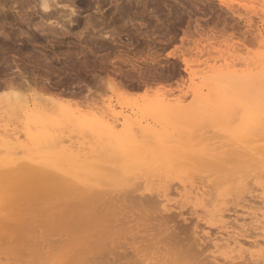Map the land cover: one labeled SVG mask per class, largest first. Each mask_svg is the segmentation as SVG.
Listing matches in <instances>:
<instances>
[{"label": "rangeland", "instance_id": "374dc122", "mask_svg": "<svg viewBox=\"0 0 264 264\" xmlns=\"http://www.w3.org/2000/svg\"><path fill=\"white\" fill-rule=\"evenodd\" d=\"M37 1L0 0V121L8 119L21 130L9 145L0 143V165H51L61 160L58 149L27 143L24 131L30 112L55 123L64 110L71 114L72 126L83 118L104 119L115 113L120 121V113L130 114L139 132L138 124L152 118L144 112L133 115L141 107L137 105L165 92L172 98L182 94L189 70H200L231 52L241 72L245 56L258 49L252 46V31L264 19V0H48L51 7L45 12L51 19L46 21ZM39 16L46 24L39 23ZM239 106L234 126L240 121ZM71 125L64 135L71 133ZM190 127V138L181 134L182 140L191 141L189 153L180 151L167 161L158 157L167 162L163 165L151 161L137 167L138 175H148L137 179H148L138 191L126 185L102 186L91 193L50 189L23 197L15 214L0 226V264H224L219 252L204 248L210 245L208 236L216 234L208 215L188 206L163 210L160 202H149L153 197L143 202L144 188H165L170 180L179 184L171 183L170 188L181 192V180L204 184L209 203L225 210L238 208L250 191L259 193L256 177L264 169L240 162L239 142L217 137L209 123ZM87 136L71 138L88 147L93 139ZM171 142L158 145L166 151L174 146ZM173 198L182 202L180 194Z\"/></svg>", "mask_w": 264, "mask_h": 264}, {"label": "bare ground", "instance_id": "6f19581e", "mask_svg": "<svg viewBox=\"0 0 264 264\" xmlns=\"http://www.w3.org/2000/svg\"><path fill=\"white\" fill-rule=\"evenodd\" d=\"M35 4L40 7L42 13H45L46 21L50 20L51 14L45 12L50 6L48 0H38ZM261 14H263L262 11ZM40 18L41 21L39 23L44 20L42 17ZM261 22L262 26H257L252 31L254 34L252 46L255 44L258 49L252 54L245 56V65H243L245 68L241 72L235 68V57H233L234 54H231V52L228 56L220 54L222 56L220 59L215 58L217 61L214 60L213 64H208L200 70H189L187 80L189 83H187L188 85L182 94L172 98L167 96L169 95L167 92H165L167 95L165 93L161 95L160 92L161 96L149 100L145 99L141 104L137 105L141 107L137 108L136 112H132L133 115L137 112H144L152 118V122H147L145 125L138 124L139 129H137L139 132L134 130L136 120L131 119L130 114L120 113V121L115 113L109 115L108 118L103 117L104 119L83 118L81 124L76 125L77 121L72 126L70 123L72 122L71 114L64 110L60 113L61 119L56 120L55 123H51L35 113H28L26 115L28 118L26 121L27 130L24 131L27 143H32L38 148L58 149L55 153L58 159L61 160L52 161L51 165L29 163L28 161V163L26 161L25 163L17 162L19 164H14L12 167L11 165H0V226L5 218L15 214V210L21 205L19 200L31 193H41L50 189L54 190V192L83 191L91 193L98 191L102 186L124 185L131 186V190L134 192L142 189V183L148 179L143 182H138L139 180L137 179L148 175L146 173L143 176L138 175V172L135 171L137 167L145 163L151 164V161L163 165L167 163L162 162L164 158L169 159L172 155H178L180 151L181 154L182 151L188 152L191 148L187 146L191 141L182 140L181 134L185 133L190 138L192 134L190 125L199 122L209 123L213 127L212 129L217 131V137L239 142L238 144H240L241 148L239 149L240 154L237 156L245 167L255 165L260 170L264 169V19H261ZM42 23L45 22L43 21ZM246 26L251 28L253 25L248 22ZM186 96H190L189 101L186 100L187 98L185 99ZM7 104L9 105V103ZM238 104L242 107V113L239 123L234 126L233 119L235 117L238 118V116H235V112H237L235 109ZM110 105L107 106L111 110ZM15 110L16 108L13 111ZM9 111L7 108L6 112L8 113ZM12 122L16 121L12 119ZM70 125L73 130H71ZM135 126L137 125L135 124ZM18 128L8 123V119L7 123L0 121V143L9 145L10 140L21 133L20 128ZM67 128H71L68 132H75L73 134L77 137L81 136L82 139L85 134L88 136L90 134L93 144L85 147L83 141H73V134H63V132H67ZM88 138L90 139V137ZM157 138L165 143L168 142V144L174 140L175 144L171 149L162 151V147L158 145L161 140ZM199 141L204 142L201 138H199ZM199 141L197 143H200ZM64 142L69 143L64 144ZM164 142L161 143L164 144ZM234 143L232 145L236 144ZM23 146L30 147L27 144H23ZM158 157H163V159L159 160ZM217 158L223 162V156H217ZM63 160H65V163H63ZM105 163H108V169ZM216 165H219V163H216ZM219 166H223L222 169L229 167L228 165V167ZM49 167L51 168L49 169ZM168 173L166 172V175ZM154 180L156 181L157 179ZM187 182L181 180L180 189L183 190L182 192L170 188L171 185L173 186L177 183L174 181L173 183L175 184H173L171 180L170 183L168 182L167 187L172 183L169 186L172 191L167 187L161 186L146 187L143 190V194L145 192V196H142L144 198L143 202H146L145 197H153L149 202L154 201L158 204L160 202L163 210L188 206L190 211L195 213L201 211L206 216L208 215L212 219L208 225L211 228H215L216 234L215 236H208L211 237L210 245L204 248L206 250V247H211L213 253L219 252L221 256L219 260H224V264L264 263V174L260 172V175L256 177V190L259 193L255 194V191H250L248 196H246L248 199L241 202L238 208H233V206L232 209H229L231 208L230 206L226 210V207L221 209L217 208V205L209 203L210 199L208 200L207 198L209 193L204 184L195 185L191 181ZM243 189L245 191V188ZM153 193L161 199L154 198ZM176 193L181 195V203L173 202V197L177 195ZM151 194L152 196H149ZM226 194L228 195V193ZM245 194L247 193L245 192ZM119 195H122V193ZM132 197L134 196L132 195ZM256 203L258 206L254 205ZM155 208L159 209L157 206ZM16 217L17 215L14 217L15 221ZM13 220L11 221L13 222ZM0 233L2 232L0 231ZM194 240L196 239L194 238ZM257 247L260 249L254 251ZM207 252H209L208 249ZM206 256L203 257L205 258ZM212 257L213 259L216 258L214 255ZM222 261L221 263H223Z\"/></svg>", "mask_w": 264, "mask_h": 264}]
</instances>
